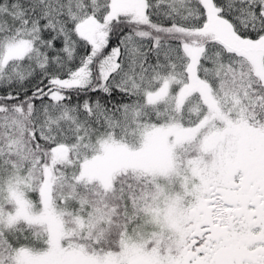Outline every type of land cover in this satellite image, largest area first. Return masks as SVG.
<instances>
[{
  "label": "snow or ice",
  "instance_id": "1",
  "mask_svg": "<svg viewBox=\"0 0 264 264\" xmlns=\"http://www.w3.org/2000/svg\"><path fill=\"white\" fill-rule=\"evenodd\" d=\"M0 264H264V0H0Z\"/></svg>",
  "mask_w": 264,
  "mask_h": 264
}]
</instances>
